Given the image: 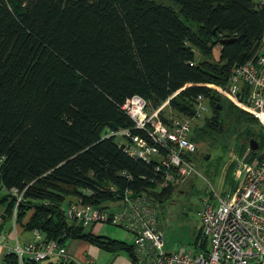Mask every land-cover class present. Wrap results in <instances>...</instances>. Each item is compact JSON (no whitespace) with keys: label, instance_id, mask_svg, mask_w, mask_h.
<instances>
[{"label":"trees","instance_id":"obj_1","mask_svg":"<svg viewBox=\"0 0 264 264\" xmlns=\"http://www.w3.org/2000/svg\"><path fill=\"white\" fill-rule=\"evenodd\" d=\"M263 35L257 0H0V190L23 192L14 221L63 246L81 240L124 252L134 264L132 244L68 223L63 204L107 208L125 189L161 206L172 198L171 184L155 182L154 161L132 159L106 137L134 127L120 110L133 95L151 111L168 101L158 113L165 124L192 118L201 96L212 116L194 124L196 146L234 142L242 156L249 139L261 145L262 133L257 140L250 129L257 121L201 85H226L234 66L256 57ZM4 199L12 218L14 198ZM201 238L194 245L206 250ZM5 261L19 264L12 253Z\"/></svg>","mask_w":264,"mask_h":264},{"label":"built area","instance_id":"obj_2","mask_svg":"<svg viewBox=\"0 0 264 264\" xmlns=\"http://www.w3.org/2000/svg\"><path fill=\"white\" fill-rule=\"evenodd\" d=\"M257 3L264 8V0H257ZM201 86L214 90L254 118L263 135V142L256 151L249 149L242 156L233 152L235 186L224 196L210 188L209 201L199 213L201 241L205 242L206 250L198 255L165 252L163 231L159 227L160 203L145 192L130 189H125L118 200L111 202L112 206L118 203L116 209L70 202L64 209L68 223L83 228L110 225L129 233L134 264H264V35L256 57L234 66L226 85ZM160 109L149 114L143 98L138 95L127 98L120 110L133 121L134 127L109 132L106 137L119 138V147L132 159L145 164L154 161V173L159 178L155 182L163 188L198 174L191 161L197 147L189 136L195 122L207 111V102L199 96L192 118L173 117L167 124L159 119ZM133 130L141 133L133 134ZM8 194L14 198V221L23 192L11 188ZM31 232L32 241L23 245L16 243L7 249V254H14L19 264L26 259L51 264H99L90 255L82 258L69 255L65 246L46 239L37 229Z\"/></svg>","mask_w":264,"mask_h":264},{"label":"rangeland","instance_id":"obj_3","mask_svg":"<svg viewBox=\"0 0 264 264\" xmlns=\"http://www.w3.org/2000/svg\"><path fill=\"white\" fill-rule=\"evenodd\" d=\"M217 53L218 51L216 50L215 55ZM167 105L168 101L160 107V110L166 108ZM147 113L150 114L151 110L148 109ZM210 116H212V111L207 105V111L195 124L202 127L204 125V119ZM250 129L258 140L261 133L258 124H251ZM233 130L235 131L234 136H239L241 142L246 140L244 135H242L244 131L242 125H238L237 127L233 126ZM234 136L232 137L234 138ZM251 139L248 140V143ZM116 141L119 142L120 139L116 138ZM233 143H229L230 145L227 146H220L217 142L216 146H214L213 141H201L196 146V153L191 157V161L198 174H193L171 184L174 188L173 196L161 206L159 214V227L163 231L165 252H190L194 255L200 254L201 249L194 245V241L200 232L199 213L209 201L210 188L212 187L215 192L224 196L229 188L235 186L233 182V170L235 166L232 160ZM259 146L258 143V148ZM248 150L249 145L246 152ZM3 195V193H0V196ZM67 200L63 204V209L67 207ZM70 200L73 202L72 199ZM106 205L109 206L108 204ZM110 207L112 208V206H109L107 209L111 210ZM103 229L101 236L106 235L105 237H112V240L117 238V240H123L128 244H132V237L129 233L110 225H104ZM84 232L89 233L91 229L88 227L84 228ZM70 244L71 242H67V245ZM119 258L125 262L128 261V256L124 252L118 254L103 252L102 259L96 261L99 264H110L113 259L119 260ZM117 263L118 261L113 264Z\"/></svg>","mask_w":264,"mask_h":264},{"label":"crops","instance_id":"obj_4","mask_svg":"<svg viewBox=\"0 0 264 264\" xmlns=\"http://www.w3.org/2000/svg\"><path fill=\"white\" fill-rule=\"evenodd\" d=\"M0 193H3V196H0V226L3 231V240L0 241V264H8L5 261V256L7 255V249L12 248L15 246V244L23 245L26 242L32 241L33 236L32 232L30 231H24L21 225L14 222L11 217L7 214V204L8 201H5L4 197L8 195V191L5 189H1ZM66 202V201H65ZM71 202L70 198L67 200V204ZM109 206H112V203H106ZM107 206V205H105ZM107 206V207H109ZM118 207V203H115L114 206H112L111 209H116ZM63 209V207H62ZM64 210V209H63ZM30 216V212L27 213V215L24 218V223L27 222V219ZM104 225L95 224L91 225L88 228L91 229V232H89L93 236H99V237H105L106 235L101 236V232ZM109 239H112V237H106ZM115 238V237H114ZM114 240H117L115 238ZM125 240V239H124ZM120 241V240H117ZM123 241V240H121ZM67 242H71L70 245H67ZM65 243L66 251L69 255H73L76 258H82L84 255H90L95 260L102 259L103 251L97 249L96 247L89 245L88 243L81 241V240H70ZM125 242V241H123ZM127 243V242H126ZM106 253V252H104ZM110 254V253H108ZM127 255V254H126ZM118 261L117 264H132L131 260L128 258V261L125 262L123 259H113L110 264H113L114 262Z\"/></svg>","mask_w":264,"mask_h":264},{"label":"water","instance_id":"obj_5","mask_svg":"<svg viewBox=\"0 0 264 264\" xmlns=\"http://www.w3.org/2000/svg\"><path fill=\"white\" fill-rule=\"evenodd\" d=\"M248 144H249V149L251 151H256L258 149V143L254 139H251Z\"/></svg>","mask_w":264,"mask_h":264}]
</instances>
